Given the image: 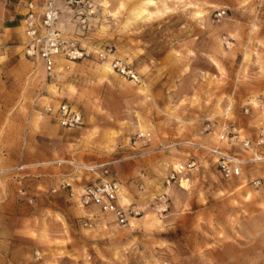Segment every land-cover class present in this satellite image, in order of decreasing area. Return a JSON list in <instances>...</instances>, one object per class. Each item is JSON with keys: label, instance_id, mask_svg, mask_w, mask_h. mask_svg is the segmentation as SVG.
Here are the masks:
<instances>
[{"label": "rangeland", "instance_id": "obj_1", "mask_svg": "<svg viewBox=\"0 0 264 264\" xmlns=\"http://www.w3.org/2000/svg\"><path fill=\"white\" fill-rule=\"evenodd\" d=\"M85 1L86 29L64 14L68 35L91 52L70 70L50 78L24 46L0 52V139L10 148L27 141L34 155L109 163L108 176L85 173L88 183L117 180L122 203L142 215L93 230L82 225L85 210L62 198L29 223L13 264H264V164L226 180L212 157L176 146L239 151L219 141L232 123L256 139L258 112L244 109L264 100V0ZM61 102L82 113V126L43 113ZM190 159L196 168L168 184Z\"/></svg>", "mask_w": 264, "mask_h": 264}, {"label": "built area", "instance_id": "obj_2", "mask_svg": "<svg viewBox=\"0 0 264 264\" xmlns=\"http://www.w3.org/2000/svg\"><path fill=\"white\" fill-rule=\"evenodd\" d=\"M63 1V5L61 2ZM12 0H0V5H10ZM26 12L24 14V35H25V54L29 58L36 59L42 63V66L50 78H54L61 70H70L71 65L80 62L91 55V52L81 46L78 38L69 36L67 33V23L64 17L65 11L75 13L79 16L80 24L83 29L87 28V16L85 8L91 6L85 0H43L39 3L36 0H24L20 2ZM226 12H218V20ZM100 57L105 59L104 54ZM61 61L64 66L60 67ZM113 68L122 74L131 76L135 80L137 77L126 71L125 67L120 66L118 62L113 64ZM257 110L259 118L257 125V136L251 140L243 133V129L236 124H225L219 136V141L236 146L239 151H225L218 147H209L197 142L187 141L176 146H185L194 151H201L212 157L217 168L226 180L240 178L243 176L244 169L254 164H264V100H252L244 109L247 116H251L254 110ZM43 113L52 116L59 124L65 128L80 127L84 123L82 113L70 106L66 102H61L58 106L48 104L44 106ZM137 139L146 142L153 140L150 132H139ZM142 156V155H138ZM80 175L85 173L96 174L100 170L105 176H108V164L87 166L75 164ZM197 162L190 159L186 164H181L174 168L167 183L176 181L181 175L195 169ZM23 166H18L14 170H21ZM255 188L261 185V179L252 181ZM60 189L67 192L69 198L79 207L85 210V216L82 218V225L86 228L97 230L108 225L106 222L114 223L119 227H127L131 220L142 215V210L132 204H123V186L117 180L103 178L98 182L76 186L74 179L66 180L60 185ZM57 190H54L56 192ZM19 194L27 198L26 190H20ZM33 203L32 199H28ZM112 221V222H111Z\"/></svg>", "mask_w": 264, "mask_h": 264}, {"label": "crops", "instance_id": "obj_3", "mask_svg": "<svg viewBox=\"0 0 264 264\" xmlns=\"http://www.w3.org/2000/svg\"><path fill=\"white\" fill-rule=\"evenodd\" d=\"M23 1L12 0L10 5H0V52L6 55L14 46H25L26 10L19 5ZM31 147L26 141L17 148H10L0 139V264H13L12 249L22 248L24 241H29V223L35 221L40 212H51L52 205L62 198L70 201L67 192L60 189L63 182L74 179L76 186L89 184L91 177L79 175L69 162L87 166L109 164L84 163L71 157H45L40 152L34 155ZM18 166L23 169L11 171ZM23 189L27 198L19 194ZM55 189H58L57 195H53Z\"/></svg>", "mask_w": 264, "mask_h": 264}, {"label": "bare ground", "instance_id": "obj_4", "mask_svg": "<svg viewBox=\"0 0 264 264\" xmlns=\"http://www.w3.org/2000/svg\"><path fill=\"white\" fill-rule=\"evenodd\" d=\"M185 184V183H184ZM187 184V183H186ZM182 187H183V184H182ZM185 188V187H184Z\"/></svg>", "mask_w": 264, "mask_h": 264}]
</instances>
